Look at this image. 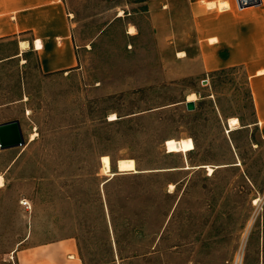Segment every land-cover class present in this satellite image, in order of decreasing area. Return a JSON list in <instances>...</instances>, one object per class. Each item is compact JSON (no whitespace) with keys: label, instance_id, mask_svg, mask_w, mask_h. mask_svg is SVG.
Returning a JSON list of instances; mask_svg holds the SVG:
<instances>
[{"label":"rangeland","instance_id":"1","mask_svg":"<svg viewBox=\"0 0 264 264\" xmlns=\"http://www.w3.org/2000/svg\"><path fill=\"white\" fill-rule=\"evenodd\" d=\"M235 1L65 0L77 69L0 65V124L25 138L0 152V264H264V0ZM104 156L152 173L111 179Z\"/></svg>","mask_w":264,"mask_h":264},{"label":"crops","instance_id":"2","mask_svg":"<svg viewBox=\"0 0 264 264\" xmlns=\"http://www.w3.org/2000/svg\"><path fill=\"white\" fill-rule=\"evenodd\" d=\"M145 1L150 4L161 0ZM214 1L216 0H195V2L209 3H219L223 0ZM235 4L237 5L236 1ZM70 16L65 0H0V43L15 42L17 49L15 55L0 60V65L21 58H24L25 61V56L29 52H33L39 59L40 70L44 75L75 71L79 65V48L73 34ZM38 41L42 44V48L39 50L36 46ZM22 43H28L29 45L28 50L25 52L21 50ZM262 116L264 117V115ZM147 173L152 172L141 171L136 174ZM58 253L59 256L65 254L66 257L72 254L73 257L71 258L75 260L76 255L78 256L77 248L71 242L65 243ZM49 254L51 253L49 252ZM56 254V250H54L48 264H57ZM70 262V264H79L78 261Z\"/></svg>","mask_w":264,"mask_h":264},{"label":"bare ground","instance_id":"3","mask_svg":"<svg viewBox=\"0 0 264 264\" xmlns=\"http://www.w3.org/2000/svg\"><path fill=\"white\" fill-rule=\"evenodd\" d=\"M237 2L239 5V8L241 10H244L245 8L253 7V6L257 5L259 2H261V0H237ZM216 7H218L219 9L225 10V9H228L230 7V5L227 2H221V3L219 2V4L210 2L208 4V8H210V9H214ZM119 17H123V12H120ZM128 34L130 36H134V35H136V31L132 28L129 30ZM36 46H37L38 50L41 49L42 48L41 42L38 41L36 43ZM28 48H29L28 43H22L21 44L22 52H25L26 50H28ZM180 55L183 56L182 54H180ZM197 99H198L197 95L192 94L188 97V102H195ZM116 120H117V116L112 115L110 121H116ZM229 123H230V126L232 129L236 128L240 124L238 119H231V120H229ZM36 136H37V134L32 136V138H31L32 141L36 138ZM165 147H166L168 154H179V153L188 154V153L195 151V149H196L194 141L190 138L189 139H183L181 141L169 140L165 143ZM102 165H103V169H104L105 174L109 175L111 177V179H113L115 176H117V174L113 173V171H112L111 160L108 156L102 157ZM188 169H190V167L185 168V170H188ZM206 169L208 170L209 176H212L215 173L214 168L211 166H208ZM117 171H118V173L120 172V174H122V175L129 174V173H135V174L138 173L136 162L134 160H128V159L120 160L118 162ZM3 184H4V179L2 177H0V186H3ZM170 189H171V191H173L175 189V186L171 185ZM256 203H258V200H256Z\"/></svg>","mask_w":264,"mask_h":264},{"label":"water","instance_id":"4","mask_svg":"<svg viewBox=\"0 0 264 264\" xmlns=\"http://www.w3.org/2000/svg\"><path fill=\"white\" fill-rule=\"evenodd\" d=\"M207 84L208 82H204ZM198 99H201L202 96L200 93L196 94ZM188 111H195L196 104L195 102H188L186 104ZM25 145V138L23 135V130L21 123L19 121H12L0 125V151H8L16 148L23 147ZM118 175L120 172L115 173Z\"/></svg>","mask_w":264,"mask_h":264},{"label":"built area","instance_id":"5","mask_svg":"<svg viewBox=\"0 0 264 264\" xmlns=\"http://www.w3.org/2000/svg\"><path fill=\"white\" fill-rule=\"evenodd\" d=\"M25 205H28V203H27V204H25Z\"/></svg>","mask_w":264,"mask_h":264}]
</instances>
